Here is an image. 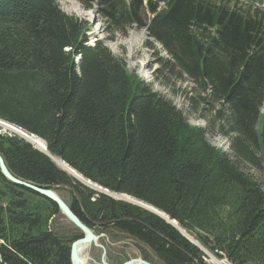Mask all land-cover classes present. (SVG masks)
Masks as SVG:
<instances>
[{"label": "trees", "instance_id": "obj_1", "mask_svg": "<svg viewBox=\"0 0 264 264\" xmlns=\"http://www.w3.org/2000/svg\"><path fill=\"white\" fill-rule=\"evenodd\" d=\"M76 1L90 8L96 0ZM98 3L110 39L137 24L162 44L173 62L164 68L199 86L191 110L203 117L212 112L231 152L212 148L203 127L192 128L183 110L101 40L90 45V24L64 12L59 0H0V119L42 137L51 155L86 179L149 203L186 231L195 227L188 220L203 226L211 206L227 201L234 223L196 234L203 243L193 237L234 264H264V188L240 165L264 171L260 21L198 0H175L164 10L157 0L147 22L141 0L131 7L124 0ZM0 153L16 177L68 187L67 203L95 232L113 242L138 241L159 263L148 253L144 259L207 264L205 250L165 219L87 187L26 140L0 135ZM59 212L53 201L0 171V264H71V244L82 233L53 229Z\"/></svg>", "mask_w": 264, "mask_h": 264}, {"label": "rangeland", "instance_id": "obj_2", "mask_svg": "<svg viewBox=\"0 0 264 264\" xmlns=\"http://www.w3.org/2000/svg\"><path fill=\"white\" fill-rule=\"evenodd\" d=\"M71 1H75L76 3H78L77 5L81 6L85 10H90L95 12L93 18H89V19L86 16H79L74 12L69 13L65 11V8L72 6V2L59 0L61 9L64 12L70 15H74L77 18L83 21H87L90 24L91 31L88 33L90 35L89 36L90 45H94L97 40H101L105 45L108 46L109 50L112 52L113 55H115L116 57H120L125 61L129 71H131L135 76H138L142 81L150 84L153 87L154 91H157L158 93L162 94L164 97L170 100L174 105H176L179 109L183 110L185 116L188 119L189 125L192 128L203 127L202 129H205L206 137L209 140L212 148H214L215 150L218 149L221 151L224 150L227 152H231L229 136L224 134L225 132L222 133V131L218 130L219 124L217 121H215L212 112L207 111L206 117H203L202 115L199 116L197 113L191 110L192 101L190 98L192 96L197 97L196 92H199L200 90L199 86L195 85V83L192 82L186 74H183L182 76H180L179 74L172 75L171 70H169L168 68H164L165 67L164 63L166 62L173 63V62L171 60L172 58L170 54L168 53V51L165 50V48L162 46L161 43L149 37L148 31L144 28H140L137 24L130 27L125 36L120 35L115 40H112L109 38V33H108L110 25L104 20V18H102L99 15L98 13L99 7L97 8L96 5L93 6L92 4L90 8H86L81 2H78L76 0H71ZM142 15L144 16V21L147 22L148 18L152 17V12L147 11L145 15L142 12ZM130 35H136L138 37L137 40L138 42L133 46V48L130 49L128 45H119V44L116 45L119 39H124L126 37H129ZM78 59L79 58L76 59V62H79ZM262 109H263L262 116H264V106ZM262 120L263 117H261L258 123V128H259L258 131L260 132V135L262 133L261 130ZM0 121L8 122L3 119H0ZM8 123L14 125L13 123L10 122ZM1 124L2 123L0 122V135L17 136L19 138L26 140L29 143L31 142L28 140V138H26L29 135V132L27 133V131L24 130L22 127H19L17 125L13 126L15 129L20 130V132L22 133V135H18L17 133L5 129ZM224 131L227 132L228 129L227 130L225 129ZM38 137L41 138L44 142H46V140H44L42 137L40 136ZM240 165L248 174L252 175L253 178H255L257 181L261 182L262 187L264 188L263 170H255L246 163H240ZM63 169H64L63 171L66 172L68 175L73 174L74 176H76V174L71 172L70 170H67L65 168ZM78 174L80 173L78 172ZM81 183L85 185V182H81ZM69 190L70 189L67 187L66 191H63L61 189L57 191L59 195L68 203H70L71 201L69 197L70 195ZM121 194L123 193H119L117 196L125 200L126 202H130L131 204V203H136L137 202L136 200H138L139 202H137L138 204H136V206L143 208L149 212L155 213L156 210L147 209L148 206H149L148 208L152 206L149 205V203L141 199H137V198L135 199V197L131 195H127V194L121 195ZM156 209L158 210V212H163L158 208ZM219 222H226L228 224L234 223V206L230 205L227 201L224 200H222V202L220 203H215V206H211L209 215L203 218V223H204L203 226H200L199 224L188 220V224L190 225L194 224L195 227H193V230H187V232H189L192 236H194L200 243H203L198 239L196 234L197 235L199 234L200 236H208L209 235L208 233H210L208 228L211 226H215V223H219ZM51 227L53 229L57 228L58 230L71 235L75 234L76 230L78 232L80 231V229L77 228L75 224L72 223L61 212H59L58 215H55ZM94 233L96 234V236L99 237L98 243L106 249L107 251L106 260L110 264H122L125 261L130 260L132 258L143 257V254L146 253L150 254L151 258H153L155 262L159 263L156 256L148 249V247L138 241H135L130 238L122 237L120 238L119 241L113 242V240L105 232H101V233L94 232ZM103 247L95 246V244H92L90 250L87 253L90 257L89 264L101 263L103 251H104ZM202 249L205 250L204 248ZM218 251L219 250H214V251L205 250L204 252L206 253V255L204 256V259L205 257H208L209 259H213L215 257L220 260L221 258L216 253Z\"/></svg>", "mask_w": 264, "mask_h": 264}, {"label": "bare ground", "instance_id": "obj_3", "mask_svg": "<svg viewBox=\"0 0 264 264\" xmlns=\"http://www.w3.org/2000/svg\"><path fill=\"white\" fill-rule=\"evenodd\" d=\"M65 1H68V2H72V6H70V7H67V8H65V11L66 12H74V13H76L77 15H79V16H86L88 19L89 18H93V16L95 15V12L94 11H90V10H85V9H83L81 6H79V5H77L78 3H76L75 1H71V0H65ZM73 3H75V4H73ZM161 5H162V3H161ZM160 8H162V6H160ZM94 12V13H93ZM121 35V34H120ZM138 40V37L136 36V35H130L129 37H126V38H124V39H119L118 41H117V43H116V45L117 44H119V45H128L129 47H130V49L131 48H133V46L138 42L137 41ZM172 60V59H171ZM78 63V62H77ZM2 124V126L5 128V129H7V130H10V131H12V132H14V133H17L18 135H22V133L20 132V130H17V129H15L13 126L14 125H12V124H9L8 122H5V121H0ZM28 133V132H27ZM25 135V134H24ZM28 135V134H27ZM26 138H28V140L29 141H31L30 143L35 147V148H37L38 150H40L41 152L42 151H44V152H46L50 157H52L51 158V160L61 169V170H64L63 168H65V169H67V170H70L71 172H73V173H75L76 174V176H74L73 174H71V172H70V176H72V177H76L75 179H77L78 181H80V182H85V185H87V187H89V188H91V189H96V190H99V187H101L100 185H98V184H96V183H94V182H92L91 180H89V179H86L85 177H83L82 175H80V174H78V172L74 169V168H72L69 164H67L64 160H62L61 158H58V157H55V156H53V155H51L49 152H48V149H47V146H46V142H44L41 138H39L38 136H36V135H33V134H30L29 133V135L26 137ZM43 152V153H44ZM45 153V154H46ZM46 154V155H47ZM61 167H63V168H61ZM73 170V171H72ZM75 170V171H74ZM78 177H79V179H78ZM81 178V179H80ZM91 181V182H90ZM56 187H58V186H56ZM56 187H51V188H53V189H55ZM59 187H63V186H59ZM64 188H66L67 189V187H64ZM59 190V189H58ZM58 190H56V192L58 191ZM62 190V189H61ZM95 190V191H96ZM63 191H66L65 189H63ZM70 191V190H69ZM57 194H58V196H60L59 195V193L57 192ZM117 198H120V197H118L117 195H115ZM61 197V196H60ZM69 197H70V199H71V192H70V195H69ZM62 198V197H61ZM123 198V197H122ZM63 199V198H62ZM121 199V198H120ZM115 199V200H118V201H125V200H123V199ZM136 199V198H135ZM64 200V199H63ZM137 202H139L138 200H136ZM141 201V200H140ZM64 202L65 203H67L65 200H64ZM135 203V204H138V203ZM68 204V203H67ZM150 205V204H149ZM68 206H70L69 204H68ZM141 206V205H140ZM71 207V206H70ZM149 207V206H148ZM147 207V209H152V210H156L157 211V213L158 214H160V215H163V219H168V220H170V222L172 223V225L174 226V227H176L186 238L188 237V239L189 238H191V239H193V240H195V241H197L193 236H191L185 229H183L182 227H180L179 225H178V222L176 221V220H174V219H172V218H170L168 215H166V214H164L163 212H158V210L154 207V206H151L150 208H148ZM72 208V207H71ZM58 209H59V207H58ZM59 211H60V209H59ZM155 211V212H156ZM61 212V211H60ZM62 213V212H61ZM63 214V213H62ZM64 215V214H63ZM165 219V220H166ZM174 220V221H173ZM167 221V220H166ZM73 223V222H72ZM85 224V223H84ZM89 227V226H88ZM90 228V227H89ZM93 230V229H92ZM94 231V230H93ZM95 232V231H94ZM95 234V233H94ZM82 235H83V233H82ZM96 235V234H95ZM98 237V236H97ZM96 237V238H97ZM98 242H99V237H98V239H95L94 241H91V242H89V243H87L86 245H81V246H79L78 247V251H79V255H80V259H81V262H82V264H89V259H90V257H89V255L87 254L88 253V251L90 250V247L92 246V244H95V246H97L98 245ZM198 242V241H197ZM194 244V243H193ZM197 246H199V247H201L200 246V243L198 242V245ZM202 248V247H201ZM92 249V248H91ZM219 257L221 258L220 260L219 259H217V258H213V259H209L208 257H205V261H206V263L207 264H224V262H222L224 259L229 263V264H233L232 262H230V260L224 255V254H221V252H219ZM71 255V254H70ZM143 258V257H142ZM70 260H71V256H70ZM72 264V263H71ZM132 264H142V263H140L139 261H134Z\"/></svg>", "mask_w": 264, "mask_h": 264}, {"label": "water", "instance_id": "obj_4", "mask_svg": "<svg viewBox=\"0 0 264 264\" xmlns=\"http://www.w3.org/2000/svg\"><path fill=\"white\" fill-rule=\"evenodd\" d=\"M47 146V144H46ZM44 152V151H42ZM46 153V152H44ZM47 154V153H46ZM48 155V154H47ZM49 156V155H48ZM50 157V156H49ZM52 158V157H50ZM0 171L2 173V175L12 184L21 186V187H25L26 189H29L41 196H44L48 199H50L51 201H53L55 204H57V206L59 207L60 211L71 221L75 224V226L77 228L80 229V231L83 233L82 237H79L77 239H75L72 244H71V263L72 264H82L81 259H80V255H79V251H78V247L81 245H86L87 243L94 241L95 239H98V237L94 234V231L89 228L86 224H84V222L80 219V217L72 210V208L70 206H68L67 203L64 202V200L58 196L56 190L58 189H65L64 187H56L55 189L51 188V187H42L40 185L34 184L32 182L23 180L21 178L16 177L9 169L6 161L4 160L3 156L0 153ZM73 171V170H72ZM75 171V170H74ZM76 173V172H75ZM76 178V177H74ZM91 182V181H90ZM92 188V187H91ZM96 190V189H93ZM99 191L101 193H104L106 195L111 196L114 199H120L117 198L115 195H118L119 193L110 191L106 188H103L102 186L99 187ZM124 195V194H121ZM121 200V199H120ZM130 203V202H128ZM133 205H136L135 203H131ZM155 214L159 215L160 217L164 218L163 215L158 214L157 212H155ZM166 219V218H165ZM168 223L172 224L170 222V220L166 219ZM174 221V220H173ZM97 237V238H96ZM188 238V237H187ZM189 240L194 243L195 245H198V242L189 238ZM97 246L103 247L102 245H100L98 243ZM104 251H103V256H102V261L100 264H110L107 260H106V255H107V251L106 249L103 247ZM134 261H139L142 264H154L142 257H137V258H132L130 260L125 261L122 264H132Z\"/></svg>", "mask_w": 264, "mask_h": 264}, {"label": "built area", "instance_id": "obj_5", "mask_svg": "<svg viewBox=\"0 0 264 264\" xmlns=\"http://www.w3.org/2000/svg\"><path fill=\"white\" fill-rule=\"evenodd\" d=\"M222 262H224V264H229L225 259Z\"/></svg>", "mask_w": 264, "mask_h": 264}]
</instances>
